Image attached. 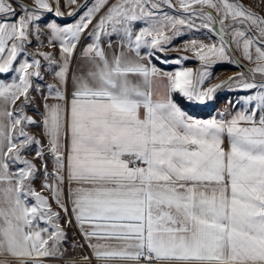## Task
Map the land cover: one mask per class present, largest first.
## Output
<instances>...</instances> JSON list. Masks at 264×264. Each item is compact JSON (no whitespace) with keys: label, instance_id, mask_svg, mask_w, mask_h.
Returning <instances> with one entry per match:
<instances>
[{"label":"snow or ice","instance_id":"snow-or-ice-1","mask_svg":"<svg viewBox=\"0 0 264 264\" xmlns=\"http://www.w3.org/2000/svg\"><path fill=\"white\" fill-rule=\"evenodd\" d=\"M0 77V264H264V0H0Z\"/></svg>","mask_w":264,"mask_h":264},{"label":"rangeland","instance_id":"rangeland-1","mask_svg":"<svg viewBox=\"0 0 264 264\" xmlns=\"http://www.w3.org/2000/svg\"><path fill=\"white\" fill-rule=\"evenodd\" d=\"M64 11H67V9H63ZM177 44H179V42H177ZM169 56H176L177 53L176 52H172V53H169L168 54ZM185 66L187 67H192L193 69H195L198 64L197 62H194L193 64H189L187 63ZM164 67H167V66H164ZM238 69L232 67V66H229V65H223V66H218L216 68V71H215V79L213 80V83H217L219 82L220 80H223L225 78H227L228 76L230 75H233L235 71H237ZM49 78V77H48ZM50 79V78H49ZM226 105V100L223 96L220 97V99L216 102L215 106L214 107H222L224 109ZM201 109L202 111L204 112H207V110H210L211 108H199ZM75 233V230L73 228V226L71 228L68 229V234L69 236H72L74 235ZM53 264H55V262H53Z\"/></svg>","mask_w":264,"mask_h":264},{"label":"crops","instance_id":"crops-1","mask_svg":"<svg viewBox=\"0 0 264 264\" xmlns=\"http://www.w3.org/2000/svg\"><path fill=\"white\" fill-rule=\"evenodd\" d=\"M0 78H2V77H0ZM46 79H49V78L46 77ZM214 109H220V110H223V108L220 107V106H219V107H214V108H211L210 110H207V112H205V115H197V116L200 117V118H209L210 116L216 114ZM30 114H31V113H30ZM54 207H55V206H54ZM73 228H74V230H75V233H74V234L78 235V233L76 232V228H75L74 225H73Z\"/></svg>","mask_w":264,"mask_h":264},{"label":"trees","instance_id":"trees-1","mask_svg":"<svg viewBox=\"0 0 264 264\" xmlns=\"http://www.w3.org/2000/svg\"><path fill=\"white\" fill-rule=\"evenodd\" d=\"M188 63H189V64H193L194 62H188ZM182 106L188 108V105H182ZM188 110H189L190 112H194L195 115H205V112L202 111V110L199 109V108H195V109L188 108Z\"/></svg>","mask_w":264,"mask_h":264}]
</instances>
